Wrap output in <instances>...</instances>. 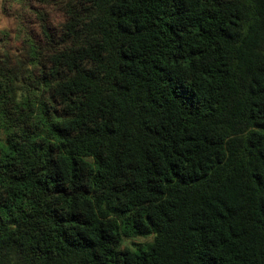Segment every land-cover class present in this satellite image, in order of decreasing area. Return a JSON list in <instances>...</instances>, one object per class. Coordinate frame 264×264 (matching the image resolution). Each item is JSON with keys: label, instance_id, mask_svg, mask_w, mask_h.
Wrapping results in <instances>:
<instances>
[{"label": "trees", "instance_id": "16d2710c", "mask_svg": "<svg viewBox=\"0 0 264 264\" xmlns=\"http://www.w3.org/2000/svg\"><path fill=\"white\" fill-rule=\"evenodd\" d=\"M2 12L0 264H264V0Z\"/></svg>", "mask_w": 264, "mask_h": 264}, {"label": "rangeland", "instance_id": "374dc122", "mask_svg": "<svg viewBox=\"0 0 264 264\" xmlns=\"http://www.w3.org/2000/svg\"><path fill=\"white\" fill-rule=\"evenodd\" d=\"M59 19L60 17L57 14H54V13L52 14V20L54 22H57ZM1 29H7L10 31H12V29H15L13 20L10 18L9 19L6 18L4 16V13L2 12V0H0V30ZM34 31L36 32V29ZM12 45H14L13 47H15V46H18L19 44L12 41ZM149 241H151V238H138V239H134L133 242L127 240L123 243V248L131 247L132 243H144V242H149Z\"/></svg>", "mask_w": 264, "mask_h": 264}]
</instances>
